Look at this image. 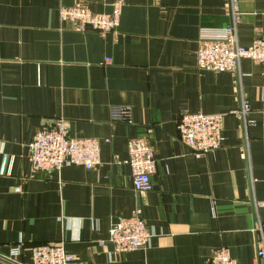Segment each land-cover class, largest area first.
Listing matches in <instances>:
<instances>
[{"label": "crops", "instance_id": "0c3cea01", "mask_svg": "<svg viewBox=\"0 0 264 264\" xmlns=\"http://www.w3.org/2000/svg\"><path fill=\"white\" fill-rule=\"evenodd\" d=\"M114 1L0 0V254L19 246L14 261L31 264V246L60 243L70 264H208L223 246L237 264H254L255 226L264 241L261 67L243 59L236 75L196 66L200 32L228 24V0H122L119 25L104 35L59 16L76 3L109 12ZM239 9L246 46L264 34V0H239ZM242 98L245 125L230 114ZM114 108L131 121L113 120ZM183 111L224 114L215 152L195 156L181 143ZM56 118L69 137L98 142L95 167L33 172L28 144ZM136 137L156 160L145 193L123 162ZM136 208L154 236L116 254L108 230Z\"/></svg>", "mask_w": 264, "mask_h": 264}, {"label": "built area", "instance_id": "2783aa9c", "mask_svg": "<svg viewBox=\"0 0 264 264\" xmlns=\"http://www.w3.org/2000/svg\"><path fill=\"white\" fill-rule=\"evenodd\" d=\"M122 0L112 3L109 12H92L82 3L62 6L59 9L61 20L76 31L93 30L103 35L113 32L120 21ZM229 22L221 28L202 29L196 51V66L199 71L230 72L238 75L240 62L248 59L261 67L264 82V34L258 33L249 45H241L237 38V25L241 12L239 0H228ZM106 62L110 59L106 58ZM240 75V74H239ZM230 114L240 119L243 125L250 123L246 117L249 105L246 99ZM113 120L130 122L129 111L114 108ZM224 114L202 112L180 113L176 129L181 143L188 146L195 156L215 152L222 141ZM28 159L33 172L58 171L63 166L76 165L92 169L99 163V144L95 139L71 138L64 119L56 118L40 128L28 144ZM121 163L120 160H115ZM130 169L133 190L145 193L152 189L151 175L155 171L156 160L152 146L143 137L132 138L127 142V158L123 161ZM257 248L254 264H264V241L260 227L255 226ZM154 233L141 217L138 208L129 216L119 217L108 230V241L113 252L121 254L149 245ZM20 247L12 248L8 259L16 260ZM31 264H70L74 256L67 252L63 244H36L30 248ZM208 264H237L226 247L211 252Z\"/></svg>", "mask_w": 264, "mask_h": 264}, {"label": "water", "instance_id": "95a60500", "mask_svg": "<svg viewBox=\"0 0 264 264\" xmlns=\"http://www.w3.org/2000/svg\"><path fill=\"white\" fill-rule=\"evenodd\" d=\"M0 258H2L3 260H5V261H7L9 263H12V264H20V263L14 261V260H11V259L6 258L5 256H3L1 254H0Z\"/></svg>", "mask_w": 264, "mask_h": 264}, {"label": "rangeland", "instance_id": "374dc122", "mask_svg": "<svg viewBox=\"0 0 264 264\" xmlns=\"http://www.w3.org/2000/svg\"><path fill=\"white\" fill-rule=\"evenodd\" d=\"M85 31V30H84ZM93 31V30H92ZM95 32H97V31H95ZM104 35V34H103Z\"/></svg>", "mask_w": 264, "mask_h": 264}]
</instances>
